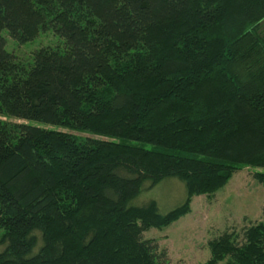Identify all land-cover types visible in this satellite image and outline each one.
Here are the masks:
<instances>
[{
	"label": "trees",
	"instance_id": "1",
	"mask_svg": "<svg viewBox=\"0 0 264 264\" xmlns=\"http://www.w3.org/2000/svg\"><path fill=\"white\" fill-rule=\"evenodd\" d=\"M263 22L264 0H0V264H161L145 232L264 169ZM4 30L63 44L24 61ZM168 178L182 205H130ZM209 250L264 264V216Z\"/></svg>",
	"mask_w": 264,
	"mask_h": 264
},
{
	"label": "rangeland",
	"instance_id": "2",
	"mask_svg": "<svg viewBox=\"0 0 264 264\" xmlns=\"http://www.w3.org/2000/svg\"><path fill=\"white\" fill-rule=\"evenodd\" d=\"M261 35L264 37V22ZM7 50L20 60L28 61L34 51L48 46H62V40L53 32L40 33L31 43L19 45L7 30L2 33ZM264 169L246 167L236 172L229 183L213 196H196L191 203V213L167 228L151 229L144 238L154 240L160 252L165 253L161 264H205L210 258L209 242L224 232L242 234L251 225L263 220L264 186L254 174ZM187 198L184 182L168 178L150 188L145 182L131 206H145L154 201L162 214L182 205Z\"/></svg>",
	"mask_w": 264,
	"mask_h": 264
}]
</instances>
